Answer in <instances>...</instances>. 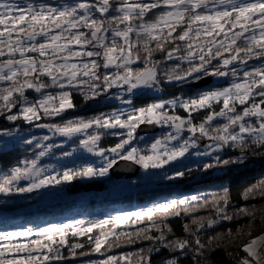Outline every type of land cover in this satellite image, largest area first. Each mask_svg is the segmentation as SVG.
Instances as JSON below:
<instances>
[{
  "label": "snow or ice",
  "instance_id": "snow-or-ice-1",
  "mask_svg": "<svg viewBox=\"0 0 264 264\" xmlns=\"http://www.w3.org/2000/svg\"><path fill=\"white\" fill-rule=\"evenodd\" d=\"M206 78L226 86L209 81L195 95L139 106L132 98L141 90L162 91L165 82ZM77 95L87 103L111 96L126 107L67 116L78 110ZM197 113L204 115L197 120ZM0 117L48 133L23 135L34 155L0 172L3 196L105 178L122 161L175 182L191 175L183 161L192 150L213 161L202 171L241 164L244 157L220 153L249 147L264 152V0H0ZM142 125L166 131L142 148L136 145ZM21 135L18 128L0 127V138ZM108 136L117 142L105 147ZM202 140L208 143L200 151ZM84 153L100 158L99 164L82 160ZM45 158L62 163L44 164ZM257 195L264 197V179L248 187L243 199ZM208 205L207 196L186 195L139 211L0 229V264H152L162 250L173 254L164 264H181L180 256L189 252L203 255L200 231L233 218L229 190L213 195L214 216L183 224L189 238L176 237L168 221ZM145 240L153 246L108 255L121 242ZM256 245L253 240L243 247L249 258L242 264H264ZM94 254L104 258L85 259Z\"/></svg>",
  "mask_w": 264,
  "mask_h": 264
},
{
  "label": "trees",
  "instance_id": "trees-1",
  "mask_svg": "<svg viewBox=\"0 0 264 264\" xmlns=\"http://www.w3.org/2000/svg\"><path fill=\"white\" fill-rule=\"evenodd\" d=\"M256 63L258 61H252L250 65ZM212 85L226 86L224 81L212 83ZM162 87L163 90L160 97L143 92L132 98L139 106L152 103L157 98L170 99L174 96L195 95L204 88H193L191 83L170 84L167 82ZM34 97L35 95L30 93V98ZM108 98L102 96L97 101L87 103L77 95L74 103L79 106L78 110L76 112L70 111L66 115L87 118L100 112L113 111L116 105L107 100ZM177 111L181 116L186 115L182 110ZM203 115L204 113L194 114V119L199 120ZM0 127L18 128L21 132H24V130L30 131L32 126L22 121H18L13 125L0 117ZM154 137L155 135L139 143H149L154 140ZM1 140L0 138V142ZM116 142V138L108 136L102 140V145L107 147ZM3 151L4 155L0 157V172L20 166V161H23L25 158H32L34 155L30 147L22 142V139L16 141L13 146L3 149ZM220 155L225 159H236L242 156L244 157V161L238 165L202 171V166L205 163L213 162L211 158L204 160L187 159L183 161V164L191 169V175L188 178L175 182H163V185H157L149 189H136L120 197L104 195L100 198L80 200L87 193L94 195L96 192L90 191L72 194L67 191V185L54 188H65V192L67 193L66 198L47 205H39L42 199V192L14 196L0 195V229L16 230L24 227H38L50 223L70 222L88 217L100 218L118 214L122 211H139L151 207L153 204L164 202L168 199L183 198L186 195L207 196L209 198V205L207 207L201 208L191 216L182 214L181 217L171 218L168 221L176 237L189 238L183 229V224L186 222L190 223L194 217L214 216L211 205L212 197L214 194L222 193L223 190L227 189L229 190L228 212L233 218L231 220H223L212 228H205L200 231V239L206 245L203 255L194 256L189 252L186 256H180V261L181 264H242V261L247 256L243 251L244 245L254 237L264 234V197L257 195L254 198L250 197L247 201L243 199V193L248 187L264 179V152L259 149H256L254 152L252 147L245 149L244 152H241L238 148H229ZM135 181L138 188H140L143 183L140 174L135 177ZM241 208H248L249 214L246 215L239 212ZM140 226L142 225L138 227ZM96 234L97 232L94 231L91 235L95 236ZM83 239L86 240L87 238L84 237ZM69 241L74 242L71 237H69ZM149 246H153L152 242L146 240L138 241L134 244L121 242V246L114 247L108 255L135 253ZM65 251L67 250L65 249ZM171 255L173 254L167 250L154 253L152 264H164ZM93 258L100 259L97 254L85 259ZM71 264H76V262L72 261Z\"/></svg>",
  "mask_w": 264,
  "mask_h": 264
},
{
  "label": "rangeland",
  "instance_id": "rangeland-1",
  "mask_svg": "<svg viewBox=\"0 0 264 264\" xmlns=\"http://www.w3.org/2000/svg\"><path fill=\"white\" fill-rule=\"evenodd\" d=\"M219 82H221V81H219ZM212 83H217V81H215L212 78ZM143 92L149 93L150 95L155 96V97H160L161 94H162L161 90L153 89V90H141V91L137 92L135 95H138V94L143 93ZM33 94L35 96L37 95L35 93H33ZM115 94H116V90H113L112 95H115ZM107 100H109L111 103H114L116 105V108L113 111H115L117 109H120V108L126 107L125 105H122L119 102V100L113 99L111 96H109V98ZM159 100H161V98H157L154 102L159 101ZM164 131H166V129L159 128L158 132L155 133V134L140 135V136L143 137V139H138L136 141V145L139 146V147H142V148L146 147L152 141L149 142V143L145 142L143 144H140L139 142H144V141L148 140L149 138L153 137L154 135H155L154 138H156V137L162 135L164 133ZM21 134L22 135H21L20 139L23 138V135H27V136L28 135H30V136H32V135L43 136V135H46L48 133H47L46 130H40V129H36L34 127H31L30 131L24 130V132H21ZM1 139L2 140L0 142V149L9 148V147L13 146L16 143V141L20 140V139H17L16 137H11V138L5 137V138H1ZM5 140L9 141L8 146L6 148L3 147ZM57 142L59 143V142H63V141H62V139L58 138ZM206 143H208V142L205 141V140H202L200 142V144H201L200 151H203L204 146L206 145ZM195 152H196V150H192L191 155L187 159L193 158V159H196V160H204V159H209L210 158V157L197 156L195 154ZM223 152H221L220 154H222ZM81 159L82 160H86L89 163H94V164H99V162H100V158L95 157V156H93L91 154H88V153H84ZM80 162H81V160L77 161V163H80ZM42 163H44V164H52L55 167H60V163H62V162H58L57 160L51 159V158H45L42 161ZM139 174H140L141 180L143 181V183L141 184L140 188H138V186L136 185L135 178L134 179H130V180H128V179H125V180L124 179L112 180L111 182L107 183L106 189H103L102 191H98V192L94 193V195L93 194L89 195L87 193V195L81 197L80 200H87L89 198L90 199L91 198H100V197H102L104 195H108L109 197H120V196H122V195H124V194H126L128 192L134 191L136 189H143V188L144 189H149V188L156 187L157 185H161L164 182V181L156 180L153 177H149V174L145 173L141 168H140ZM160 174H161L160 172H156V173H153L152 175L153 176H158ZM105 178H107V177H105ZM105 178L91 179V180H80V181L88 182V181H93V180H104ZM23 183H26V182H23ZM64 186H66V185H64ZM40 192H42V199H41L39 205L53 204L55 202H58V201H61V200L65 199L66 195H67V193L65 192V188H61V189L48 188V189H42V190H40ZM19 195H22V194H19ZM84 219H94V218L93 217H88V218H84ZM222 221L223 220H218L216 225H218ZM253 240L257 241L256 247H257V249L259 251V254L261 256L262 262H264V234H260V235H258L256 237H254L247 244H249ZM247 244H245V245H247ZM98 257H100V259H103L99 255H98ZM248 258L249 257L246 256L245 259H248ZM93 260H98V259H94L93 258Z\"/></svg>",
  "mask_w": 264,
  "mask_h": 264
},
{
  "label": "water",
  "instance_id": "water-1",
  "mask_svg": "<svg viewBox=\"0 0 264 264\" xmlns=\"http://www.w3.org/2000/svg\"><path fill=\"white\" fill-rule=\"evenodd\" d=\"M209 81L212 82V78H206L199 82L191 83L193 88H202L205 85L209 84ZM159 128L157 126L151 125H142L140 129H138V135H146V134H155L157 133ZM140 167L131 164L129 162H120L115 168L112 169L110 175L104 180H93L88 182H82L80 180L75 181L74 183L67 185L66 189L69 193H81V192H90V191H102L106 189L107 183L112 180L119 179H133L139 175Z\"/></svg>",
  "mask_w": 264,
  "mask_h": 264
}]
</instances>
